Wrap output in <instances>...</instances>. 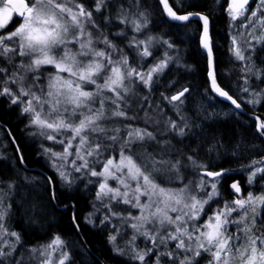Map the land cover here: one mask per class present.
Segmentation results:
<instances>
[{"label": "rangeland", "instance_id": "374dc122", "mask_svg": "<svg viewBox=\"0 0 264 264\" xmlns=\"http://www.w3.org/2000/svg\"><path fill=\"white\" fill-rule=\"evenodd\" d=\"M4 1L0 0L3 57L13 61L20 56L35 69L39 57L55 71L46 89L49 95L43 96L49 108L44 116L37 112L42 103V96L37 95V69L25 76L13 75L10 68H3L2 94L10 104L28 112L36 138L46 139L64 126L53 117L52 107L69 111L72 116L94 108V113H89L87 121L81 123L86 127L82 136L99 137L100 132L109 128L105 110L109 109L111 117L115 113V97L112 96L110 108L104 89H112L113 81L116 82L118 104L129 97L132 80L122 81L115 58H110L109 65L105 63L109 57L101 50L105 47V38L99 28L104 29L95 23L94 11L77 0H28L29 11L23 19L16 20ZM228 16L233 59L238 63V70L253 71L257 69L255 61L249 59L251 49L248 52L246 47L251 45L249 39L259 38L264 13H230ZM110 49L116 52L115 48ZM168 64V58L154 63L147 69L148 80L162 74ZM32 75L36 83L30 79ZM251 76L262 78L258 72H251L245 77L246 84ZM106 77L109 80L105 81ZM190 101L195 115L201 118L212 119L226 111L204 103L197 94ZM180 107L181 104L175 105V111ZM137 135L138 131H129L125 140H113L110 144L123 148L122 143ZM143 137L152 142L151 137ZM87 138L85 142L91 143ZM77 146L80 143L71 148L72 152L67 148L66 154L56 160L58 174L69 180L68 171L77 172V178L86 179L94 188V210L88 216H93L98 226L109 230L117 253L131 256L138 264H264V158L253 152L247 156L245 186L239 185L241 193L234 198L238 204L231 201L216 204L220 197L217 177L193 178L190 170L181 169L168 160L158 163L152 155L140 151L139 146L134 151L145 169L121 150L115 157L109 147L108 155L103 150L99 155L91 152L82 155L85 165L78 167L74 159H68L84 151ZM241 149L248 153L247 146H240ZM257 179L260 182L257 183ZM1 182L7 187H4L6 192H0V257L10 260L14 256L16 264H33L37 256L42 258L39 264H66L68 257L62 253L61 241L56 237L30 248L31 254L19 256L20 252L16 253L20 237L10 223L15 209L10 204L11 197L28 225L42 228L48 211L40 198V188L17 186L16 180ZM211 202L215 204L206 211Z\"/></svg>", "mask_w": 264, "mask_h": 264}, {"label": "trees", "instance_id": "16d2710c", "mask_svg": "<svg viewBox=\"0 0 264 264\" xmlns=\"http://www.w3.org/2000/svg\"><path fill=\"white\" fill-rule=\"evenodd\" d=\"M77 1L94 11L95 23L104 29L101 31L99 28L105 38V47L101 50L109 57V61L103 62L109 65L110 58L117 60L122 81L132 80L129 85L131 92L128 93L129 97L116 104V82L113 81L112 89H104L110 108L113 105L112 96L115 97V113L111 117L109 109L105 110L109 128L100 132L99 137L92 139L82 136L86 127L81 123L87 121L89 113H94V108L72 116L69 111L52 107L51 110L55 112L53 117L64 126L46 139H39L35 137L28 112L10 104L2 94L3 68H10L13 75L21 73L25 76L37 69V95L42 96L40 111L37 109V112L43 116L46 115V108L49 109L43 96L49 95L46 89L55 70L45 65L39 57L35 69L20 56L8 61L7 56L3 57L4 52L0 51V180L6 183L16 180L17 186L40 188V198L48 211L42 228L28 225L20 216L14 197H11L10 204L15 209L10 223L20 237L16 253L20 252L19 256L27 254L30 248L39 247L56 237L61 241L62 253L68 257L66 264H138L131 256L117 253L109 230L98 226L93 216H88L94 210V188L86 179L77 178V172L71 174L72 171H68L72 176L69 175V180L61 178L56 160L66 154L67 148L72 152L71 148L80 143L76 148L84 151L68 158L74 159L75 166L85 165L86 160L82 155L85 156L87 152L99 155L103 150L108 155L107 147L115 157L121 150L139 164L134 151L139 146L140 151L149 153L158 163L168 160L177 163L181 169L190 170L193 178L202 177L199 174L201 170H227L217 177L220 197L216 204L229 201L234 204L235 195L229 186L235 180L241 187L245 186L244 172L249 165L247 156L263 143L257 131V121L249 114L259 117L264 127V78L250 77L246 84L245 78L235 72L238 63L231 52L228 13L214 9L205 13L210 19L216 79L248 114L239 112L213 95L208 79L207 55L200 48L202 27L198 21H168L157 0ZM201 1L210 2L209 6L214 5V0ZM110 47L115 48L116 52ZM167 58V69L149 81L147 69ZM19 60L21 64H17ZM30 79L36 83L33 75ZM114 79L117 78L114 76ZM107 80L109 78L106 77ZM185 88L188 89L187 93L180 100H170L172 95ZM194 94L211 107L225 109V113L212 119L195 115V110L190 106ZM177 104H181V107L175 111ZM134 130L139 135L122 143L123 148L110 144L113 140H125L129 131ZM143 136L151 137L152 142H147V137ZM84 138L92 142L87 143ZM240 146H247L248 153L244 149L239 150ZM139 166L146 168L143 164ZM5 186L3 182L0 183V192H6ZM214 204L211 202L206 211ZM41 261L42 258L37 256L32 263L39 264ZM0 264H16V260L14 256L10 260L1 256Z\"/></svg>", "mask_w": 264, "mask_h": 264}, {"label": "water", "instance_id": "95a60500", "mask_svg": "<svg viewBox=\"0 0 264 264\" xmlns=\"http://www.w3.org/2000/svg\"><path fill=\"white\" fill-rule=\"evenodd\" d=\"M160 7L164 13V16L168 21L171 22H177V23H185L190 20L198 21L201 24V33L199 37V43L200 48L204 54L207 55L208 60V79L210 82V88L217 98L220 100L228 103L232 107H234L239 112H243L245 114H248L241 105L232 97L230 96L217 82L216 79V70H215V64H214V57L212 52V40L210 36V19L207 15L204 13H198V12H191V13H177L172 6L169 4L168 0H158ZM249 0H232V9L234 11L238 10L245 4H247ZM4 4L8 7H10L14 13V18L16 20H21L24 18V15L26 11L29 8V2L28 0H5ZM187 88L179 91L178 93L172 95L170 97V100L172 102H177L180 100L186 93ZM251 117L255 118L257 120V131L260 132L262 129L261 126V120L259 117L255 115H250ZM227 170H221V171H211V170H201L200 174L204 177H207L209 179L219 177L222 174H225ZM230 191L237 196L241 193V188L238 184V181L231 182ZM235 204H238L237 199H235Z\"/></svg>", "mask_w": 264, "mask_h": 264}, {"label": "flooded vegetation", "instance_id": "af4514ba", "mask_svg": "<svg viewBox=\"0 0 264 264\" xmlns=\"http://www.w3.org/2000/svg\"><path fill=\"white\" fill-rule=\"evenodd\" d=\"M168 2L172 6V8L176 12H179V13L198 12V13L205 14L208 12V10H212V9L217 10V12H223V13H228V14L230 13H245V14L246 13L247 14L248 13H254V14L264 13V1L262 0H249L247 4H245L244 6H242L236 11L232 9V0H214V5H210V6H209L210 2H203L201 0H168ZM260 3H262L263 5H260ZM29 9H30V2H29V8L26 11V14L29 11ZM259 27H260L259 38L258 39L248 38L249 40L248 39L247 40L252 41V42L250 43L251 45L249 44L250 46L246 47V49H248V52H249V49H251V51L248 53V56H249V59L255 61L254 65L256 66L257 69L251 66V70L252 68L254 69L253 71H250V70L245 71V72L241 70L235 71L238 75H241L243 78L250 75L251 72L253 73L254 71L258 72L261 75V77L264 78V23L259 25ZM244 74H246V76H243ZM262 81H263L262 88L264 90V80ZM249 115H254V114H249ZM261 126H262V120H261ZM259 134L263 139V143L260 145V148H258L257 150H254L253 153L255 156L258 155L259 157L264 158V127H262Z\"/></svg>", "mask_w": 264, "mask_h": 264}]
</instances>
